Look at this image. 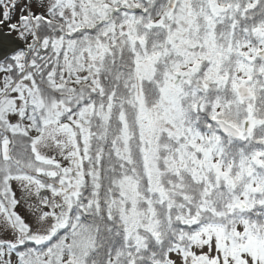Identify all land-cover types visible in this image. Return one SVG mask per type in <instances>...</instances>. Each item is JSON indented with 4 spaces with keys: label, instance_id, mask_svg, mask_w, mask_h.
Wrapping results in <instances>:
<instances>
[{
    "label": "snow or ice",
    "instance_id": "6c2138e0",
    "mask_svg": "<svg viewBox=\"0 0 264 264\" xmlns=\"http://www.w3.org/2000/svg\"><path fill=\"white\" fill-rule=\"evenodd\" d=\"M0 264H264V0H0Z\"/></svg>",
    "mask_w": 264,
    "mask_h": 264
}]
</instances>
